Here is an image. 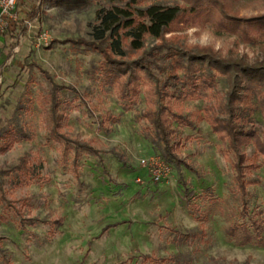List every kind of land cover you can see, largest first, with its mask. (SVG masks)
Instances as JSON below:
<instances>
[{
	"label": "rangeland",
	"instance_id": "rangeland-1",
	"mask_svg": "<svg viewBox=\"0 0 264 264\" xmlns=\"http://www.w3.org/2000/svg\"><path fill=\"white\" fill-rule=\"evenodd\" d=\"M125 1L131 0L113 4L122 6ZM21 2L19 28L0 38V131L15 125L25 136L0 154V190L18 210L15 215L0 200V213L6 216L0 222V256L10 264H264V245H239L223 232L237 218L239 201L223 144L201 115L204 107L223 96L224 77L217 75L211 89L180 99L191 125L171 123L181 164H167L142 135L147 125L141 117L143 86L126 107L116 90L101 81L100 56L79 44L99 43L97 12L108 9L109 2L91 0L85 6L43 2L32 16L28 12L39 0ZM226 2L238 16L264 13V0ZM132 4L185 5L181 0ZM39 31L48 33V44L35 43ZM173 36L180 44L207 47L247 64L264 63V42H241L200 19L163 34L167 40ZM104 38L101 46L109 42ZM10 42L16 43L11 47ZM155 44L157 40L146 37L142 50ZM120 49L130 57L140 52L131 53L123 42ZM164 62L159 60L156 66ZM151 72L160 84L164 82L163 73L154 68ZM54 85L68 87L61 91L70 105L63 107L60 131L98 150L99 158L80 156L78 180L60 164L57 145L46 137L42 98ZM262 97L259 91L252 97V125L258 135L264 125ZM242 149L251 164L245 201L264 217V168L251 143ZM152 164L162 170L157 178ZM182 183L191 205L202 214L199 219L185 205ZM58 218L62 221L55 227ZM262 236L264 240V231Z\"/></svg>",
	"mask_w": 264,
	"mask_h": 264
},
{
	"label": "trees",
	"instance_id": "trees-1",
	"mask_svg": "<svg viewBox=\"0 0 264 264\" xmlns=\"http://www.w3.org/2000/svg\"><path fill=\"white\" fill-rule=\"evenodd\" d=\"M90 1L39 0L38 6L30 10L28 16L34 15L43 2L85 6ZM105 1L109 2L110 7L97 12L98 29L95 37L99 43L81 41L79 44L100 56L98 74L101 81L116 90L118 99L126 107L136 99L139 86H143L145 109L141 117L147 125L143 128L142 135L165 163L176 167L181 164L174 151L176 134L171 123L174 121L191 125L181 111L180 99L193 96L201 89L209 90L217 75L224 77L226 90L223 96L214 105L204 107L201 115L211 132L223 144V155L232 171L233 187L239 201L237 218L229 221L223 232L227 239L239 245L263 246L264 217L260 216L261 210L249 209L245 201L246 187L251 184L247 178L251 164L247 163V156L242 148L251 143L260 165L264 168V125L258 135L251 118L254 110L252 97L256 91L262 94L261 101L264 105V63L247 64L236 58L221 56L207 47L195 48L180 44L175 36L171 37L172 40L164 39L163 34L196 18L212 24L216 32L232 34L241 42H264V13L238 16L226 0H181L185 5L149 4L144 7L133 5V0L125 1L122 6L113 4L114 0ZM104 37L109 42L101 46ZM146 37L154 38L158 44L144 52L142 48ZM122 42L131 53L140 51L139 54L128 56L120 49ZM15 43L10 42L9 45L12 47ZM159 60L165 61L162 67L156 66ZM151 68L165 75L162 84L151 72ZM169 87L178 88L168 91ZM63 89L68 87L54 85L42 98L43 122L47 139L57 145L60 164L67 167L73 178L78 180L77 162L80 156L90 154L99 158V154L90 142L70 140L60 131L64 117L63 107L70 105L62 97ZM262 109L264 117V106ZM23 137L22 130L15 125L0 131V154ZM117 159L122 166L125 165L121 157L118 156ZM182 185L185 205L189 213L199 219L202 214L198 212V208H193L194 205L187 198L189 191L183 183ZM0 193L3 207L13 210L15 215L18 214L11 201L3 197L2 190ZM4 221L6 216L0 213V222ZM61 221L58 218L54 222L55 227ZM50 235H53V231ZM148 258L149 256L143 257ZM0 259L3 264H10L3 255Z\"/></svg>",
	"mask_w": 264,
	"mask_h": 264
},
{
	"label": "built area",
	"instance_id": "built-area-1",
	"mask_svg": "<svg viewBox=\"0 0 264 264\" xmlns=\"http://www.w3.org/2000/svg\"><path fill=\"white\" fill-rule=\"evenodd\" d=\"M19 1L20 0H0V36L4 35L7 30L13 31L14 29L19 28L17 22L20 20L17 9V3ZM21 22L23 26L27 25L26 20H21ZM34 41L37 45H46L50 42V37L46 31H39L37 32ZM151 171L155 178L159 177L162 172L160 166L156 164H152Z\"/></svg>",
	"mask_w": 264,
	"mask_h": 264
},
{
	"label": "crops",
	"instance_id": "crops-1",
	"mask_svg": "<svg viewBox=\"0 0 264 264\" xmlns=\"http://www.w3.org/2000/svg\"><path fill=\"white\" fill-rule=\"evenodd\" d=\"M22 0H20L18 3H17V9H18V17H19V19H20V10H21V8H20V5L22 4V2H21ZM23 27V26H22ZM2 36H0V38H1Z\"/></svg>",
	"mask_w": 264,
	"mask_h": 264
}]
</instances>
